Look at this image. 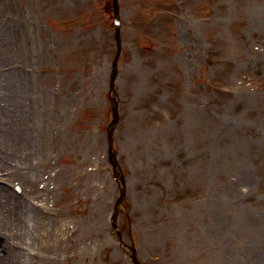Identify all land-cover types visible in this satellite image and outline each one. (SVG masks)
Returning a JSON list of instances; mask_svg holds the SVG:
<instances>
[{"label":"rangeland","instance_id":"obj_1","mask_svg":"<svg viewBox=\"0 0 264 264\" xmlns=\"http://www.w3.org/2000/svg\"><path fill=\"white\" fill-rule=\"evenodd\" d=\"M120 7L125 241L144 264H264V0ZM116 50L111 0H0V181L21 188L0 207L21 264H132L110 222Z\"/></svg>","mask_w":264,"mask_h":264},{"label":"bare ground","instance_id":"obj_2","mask_svg":"<svg viewBox=\"0 0 264 264\" xmlns=\"http://www.w3.org/2000/svg\"><path fill=\"white\" fill-rule=\"evenodd\" d=\"M6 138H7V132H5L4 134H1V136H0V143L2 142L3 144L0 145V157H2L1 155H3V152H4L3 145L5 144ZM6 196H8V191L4 187L0 186V202L3 203L2 198L5 200ZM2 205L4 207L6 205H7L6 207H9V201L6 202V203H3ZM21 208L22 207L14 208L15 212L17 210V213H18L19 216L22 215L21 212L19 211V209H21ZM2 210H3V207H0V216H1L0 219L2 220V223H0V225L5 224L6 225V228H8V231H6V232L7 233H12V234H8V236H6V238H7V245H6L7 248L6 249H7V254L10 255V256H8V260H7L8 262L5 261V263L8 264L10 262L11 264H15V263L16 264H21V262H20V260H21V256H20L21 255V251L15 249L16 247H14L13 242H17L15 240V239H17L15 237V234H19V235L22 236V234H23L22 233V229H21V226L22 225H21V223H18L21 226H19V227L14 226V227L11 228V223H10L9 220L6 219L5 215H2L3 214V211ZM20 219H23V218H20ZM51 220H54V219L52 218ZM11 254H13V255L15 254V255L12 256Z\"/></svg>","mask_w":264,"mask_h":264}]
</instances>
